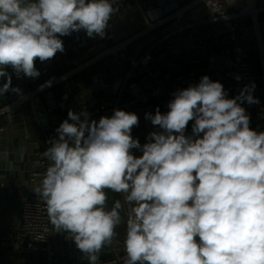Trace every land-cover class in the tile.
Masks as SVG:
<instances>
[{
	"label": "clouds",
	"instance_id": "obj_1",
	"mask_svg": "<svg viewBox=\"0 0 264 264\" xmlns=\"http://www.w3.org/2000/svg\"><path fill=\"white\" fill-rule=\"evenodd\" d=\"M122 4L0 0V96L21 93L12 74L38 78L36 60L63 53L61 37L83 30L104 39ZM255 87L229 98L202 76L172 93L167 112L145 113L158 130L144 144L132 135L134 112L114 109L97 121L70 109L47 141L49 163L33 189L55 232L87 264H99L122 224L123 264H264V131L250 127L242 106L260 103ZM108 191L122 196L111 207Z\"/></svg>",
	"mask_w": 264,
	"mask_h": 264
},
{
	"label": "built area",
	"instance_id": "obj_2",
	"mask_svg": "<svg viewBox=\"0 0 264 264\" xmlns=\"http://www.w3.org/2000/svg\"><path fill=\"white\" fill-rule=\"evenodd\" d=\"M190 0H145L148 13L160 11L162 16L169 14L165 10L167 4L181 5ZM192 1V0H191ZM262 41H264V0H255ZM200 15L193 19L185 16L179 22H173L156 31V43L153 48L144 49L138 56L129 57L127 51L117 55L116 62L121 68V77L116 86L109 87L108 92L96 103L74 104L68 97L50 104L44 113L52 118L53 124L47 126L52 137L57 136L56 128L67 119L71 109L75 112L83 110L91 114V119L99 120L101 116H111L114 109L134 112L138 116L146 112L155 113L157 107L172 98V93L190 84H197L198 79L207 75L211 80L219 78L223 73L232 74L236 81L238 93L245 85L255 82L254 69L251 63V52L254 36L250 22V13L242 0H206L199 6ZM197 10V9H196ZM199 11V12H200ZM197 12V13H199ZM197 15V14H196ZM161 16V17H162ZM188 33L184 49H176L174 44L179 35ZM74 33L69 37H73ZM151 50L159 55L163 72L151 66ZM58 57L41 63L35 62L37 69L53 65ZM64 63L69 65L65 60ZM11 73V69H8ZM20 82L29 79L17 78ZM255 87L254 96L257 95ZM237 93V94H238ZM245 107V104L242 105ZM252 107V108H251ZM247 108L250 110H247ZM250 115V127L254 125L264 131V104H254L245 108ZM145 128V127H144ZM140 124L133 128L134 138H142L145 134ZM4 128L0 125V138ZM45 150L35 149L31 153V165L27 174V182L37 186L41 174L48 166L43 156ZM3 185H0V191ZM20 251L31 254L44 252L49 258L51 242V224L48 221L44 202L34 192L27 193L20 201L19 222L14 230ZM1 239H6L1 238ZM112 255L99 264H123L124 251L106 247ZM87 264V263H86Z\"/></svg>",
	"mask_w": 264,
	"mask_h": 264
},
{
	"label": "crops",
	"instance_id": "obj_3",
	"mask_svg": "<svg viewBox=\"0 0 264 264\" xmlns=\"http://www.w3.org/2000/svg\"><path fill=\"white\" fill-rule=\"evenodd\" d=\"M127 1L128 0H123L119 13L112 18L110 27L107 29V35L104 39L95 38L94 41H91L87 36H79V39H76L78 33H74L73 37H61L65 51L63 53L58 52L56 62L51 66L45 67L46 69L48 68V70L41 73L38 78H29L23 81V83L20 82V79L12 80L13 86H18L21 89V93L16 94L9 92L4 96H0V108L23 96L28 90H32L35 87L60 76L73 68L75 64L83 63L105 48L140 31L144 24L138 13V6L142 8L147 17L149 16L148 19L150 21H156L162 16V13L158 10L148 13L144 4L145 0H141V2L133 0L130 4H127ZM179 7L181 6L167 4L165 10L171 13ZM196 9L189 12L187 14L188 16L185 15V17L187 16L186 18H189L190 20L198 16V14L200 15V7ZM156 33H152L128 48V56L136 57L144 49L153 48L154 43H156ZM188 35L189 34L185 32L179 35L174 44L176 49L185 48ZM65 60L69 65L64 63ZM161 62L159 55L151 50V66L163 72L166 69ZM254 75L256 77V89L258 90L255 97L259 98V101L264 104V97L261 96L264 95L261 75L260 77L255 73ZM77 77H81L82 81L80 84L76 85V88L73 91H49L40 96L36 102L39 106V109H36V116L32 114L29 103L25 102L12 113L0 118V125L4 128L2 137L0 138V154L13 153L20 155L23 159L19 164L20 170L16 172L12 179L5 177L0 178V185H3V188L0 191V264L87 263V261L82 258V254L76 248L75 243L70 237H67L65 233H56L52 225L50 251L48 253L49 258L46 257L47 255H45L44 252L27 254L20 251L18 241L14 237V230L19 222L20 201L27 193L34 192L33 189L35 188V186L30 185L26 180L32 160L30 155L35 149L46 150L49 146L47 141L52 137L51 132L47 129V126L50 123L51 125L53 124L52 118L46 115L44 110L50 104L61 100L63 97H68L76 105L82 103L93 104L98 102L103 95L108 92L110 86L113 88L116 86V82L121 77V68L115 59H107L94 66V69L90 73L79 75ZM200 79H198L197 83H199ZM213 81H219L224 85L225 90L228 91L229 98L237 95L238 85L232 74L223 73L219 78ZM0 83H2V79H0ZM87 89L90 90L89 93L86 92ZM171 99L166 101L165 104L159 106L161 113L168 111L167 105ZM249 106L253 105L245 103V108ZM247 110H250V108H247ZM39 112L44 114L45 127L41 124L38 116ZM47 117H50L48 121H46ZM138 117L140 124L143 128L145 127V134L139 139L140 143L144 144L147 142L146 137L148 133L158 129L155 128L149 120L145 119V115L142 114ZM191 123L192 122H189L187 134H191ZM133 152L136 156L142 154L137 150H133ZM107 196L109 207H111L116 199H122L120 194L111 191L107 192ZM117 232L119 233L117 237L118 242H113L112 249L119 251L123 249L125 226L123 224L119 226ZM5 237L6 239H1ZM111 255L112 251L108 248H104L100 253L99 261H103Z\"/></svg>",
	"mask_w": 264,
	"mask_h": 264
},
{
	"label": "water",
	"instance_id": "obj_4",
	"mask_svg": "<svg viewBox=\"0 0 264 264\" xmlns=\"http://www.w3.org/2000/svg\"><path fill=\"white\" fill-rule=\"evenodd\" d=\"M206 0H192L185 5L179 7L175 11L159 18L156 21H150L146 13L142 10L140 6L137 7L138 13L143 21V28L134 33L133 35L125 38L124 40L111 45L104 50L100 51L93 57L84 61L80 64H75V66L60 76L45 82L32 90H28L26 94L19 97L18 99L10 102L9 104L0 108V118L3 116L12 113L20 105L25 102H28L32 111V114L36 116V109H38L37 99L43 94L51 91L52 89L62 85L63 83L69 81L70 79L80 75L81 73L87 71L93 66L101 63L107 59H115L118 54L127 51L132 45L138 41L144 39L145 37L151 35L152 33L158 31L159 29L173 23L179 22L185 15L199 6L205 4ZM245 6L248 8L250 13V22L254 36V44L257 50L259 68L261 73L262 87H264V41H262V36L260 32L257 7L255 0H242ZM48 68H43L40 70V74L46 72ZM50 117L46 118L48 121ZM23 161L22 157L13 153L0 154V178H13L17 171L20 170L19 164Z\"/></svg>",
	"mask_w": 264,
	"mask_h": 264
},
{
	"label": "trees",
	"instance_id": "obj_5",
	"mask_svg": "<svg viewBox=\"0 0 264 264\" xmlns=\"http://www.w3.org/2000/svg\"><path fill=\"white\" fill-rule=\"evenodd\" d=\"M132 1H133V0H128V1H127V4L132 3ZM138 1L141 2V0H138ZM190 1H191V0H190ZM188 2H189V1H186V2H184L183 4H181L180 6H183V5H185L186 3H188ZM79 36L84 37V36H86V33L82 30V31H80V33H78V36H76V39H79ZM89 39H90V38H89ZM94 40H95V38H92V39H91V41H94ZM251 63H252V66H253V69H254L255 74H256L258 77H260L261 74H260V68H259V60H258V55H257V50H256L255 45L253 46V48H252V52H251ZM93 69H94V66L91 67L90 69H88V71H85V72L81 73L80 75L90 73ZM78 76H79V75H78ZM75 78H77V76L74 77V78H72V79H70L69 81L63 83L62 85H60V86L54 88V89L51 90V91H56V90H62V91H64V90H66V91H73V90L75 89V86L73 85V82H74ZM261 96L264 97V95H261ZM253 129L256 130V131H262L261 129H258V128L256 127V125H254Z\"/></svg>",
	"mask_w": 264,
	"mask_h": 264
},
{
	"label": "rangeland",
	"instance_id": "obj_6",
	"mask_svg": "<svg viewBox=\"0 0 264 264\" xmlns=\"http://www.w3.org/2000/svg\"><path fill=\"white\" fill-rule=\"evenodd\" d=\"M201 9V8H200ZM188 16V15H187ZM149 17V16H148ZM81 81H82V78L80 77H77V78H75V80H74V82H73V85L75 86V88H76V85L77 84H80L81 83ZM86 92L87 93H89L90 92V90H86ZM39 109V108H38ZM38 116H39V119H40V121H41V124L45 127L46 125H45V118H44V114H42L41 112H39L38 113Z\"/></svg>",
	"mask_w": 264,
	"mask_h": 264
}]
</instances>
